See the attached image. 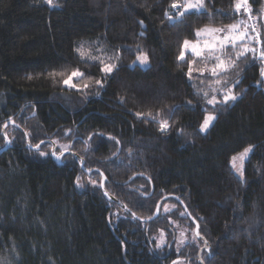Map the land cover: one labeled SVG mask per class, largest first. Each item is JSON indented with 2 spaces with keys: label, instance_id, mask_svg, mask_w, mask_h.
Segmentation results:
<instances>
[{
  "label": "trees",
  "instance_id": "1",
  "mask_svg": "<svg viewBox=\"0 0 264 264\" xmlns=\"http://www.w3.org/2000/svg\"><path fill=\"white\" fill-rule=\"evenodd\" d=\"M195 2L0 0V150L3 126L19 128H6L0 152V264H264V0L185 11ZM231 25L246 36L223 53L196 36ZM215 56L226 70L214 76ZM75 70L79 90L62 82ZM229 90L236 99L224 103ZM22 131L62 157L48 143L30 150ZM245 149L239 176L232 159ZM99 174L141 220L179 199L206 242L201 263L203 242L176 201L139 223L103 196ZM181 226L194 242L176 249Z\"/></svg>",
  "mask_w": 264,
  "mask_h": 264
},
{
  "label": "snow or ice",
  "instance_id": "2",
  "mask_svg": "<svg viewBox=\"0 0 264 264\" xmlns=\"http://www.w3.org/2000/svg\"><path fill=\"white\" fill-rule=\"evenodd\" d=\"M45 2L49 5H53V0H45ZM173 8H177L178 5L177 4H173L172 5ZM203 7V0H196L195 3H188L185 5V11H187L190 8H202ZM235 8L236 11L239 12L241 9H245L248 10V0H238V2L235 4ZM181 15H183V13H181ZM141 23H143V21H141ZM237 25H231L229 26V34L224 35L223 37H218L215 36V33H220L223 32L224 29H209V28H204V29H198L196 32V36L200 37L201 34H207L212 36V40L211 41H205V47L209 50V52L211 54H215L216 50L219 49V51L221 53L224 52V50L229 47H235L237 41H243L245 36H246V32H239L237 31ZM254 30V29H253ZM198 43V42H197ZM191 45V51L193 52V54L195 56H201L202 55V50L199 49L196 44H193L191 41L185 40L184 41V48L187 49L189 46ZM248 49L246 48L245 51H247ZM243 54V53H241ZM81 56H83V53H81ZM180 59H184V52H181V55L179 57ZM262 58H264V53H262ZM215 59L217 60V64L214 66V68L211 70V74L212 75H218L217 73V69L220 70H226L225 67V61L223 59H221L220 56H215ZM137 60L141 63V64H145L147 63V56L146 55H141L137 57ZM103 63V62H101ZM113 69V65L110 64H105L104 67L102 68V71L105 72V74H109L111 73ZM192 66L191 63H189V71H188V77L189 79L192 78ZM202 74V73H201ZM262 75H264V70H262ZM50 75H52L53 77H55L57 75V73H51ZM59 75H64L63 73H59ZM80 78L83 77V73H81L79 70H75L71 73V75H69L66 79H64L62 82L65 86L70 87V88H76L77 90H79V86L77 83H73V78ZM97 85H101L102 86V82L97 80L96 81ZM89 85L86 83L84 84V87L87 88ZM236 99V96L231 94V91L229 90V94L224 95L223 98V102L224 103H228V101L232 100L234 101ZM215 100V98H213V100H209L208 103H213V101ZM137 115H141V114H137ZM151 115V114H149ZM215 117L209 115L204 119L203 124L201 125V130L203 131L205 128L208 127L209 123L214 119ZM167 127V122H164L161 124V130H164ZM37 147H39V145H37ZM250 151V149H245L244 152L241 154L240 159H243L247 153ZM41 155H44L43 152L40 153ZM57 159H59V157H57ZM236 157L233 158V160L235 161ZM235 166V164L233 165ZM197 235H199V233H197Z\"/></svg>",
  "mask_w": 264,
  "mask_h": 264
},
{
  "label": "water",
  "instance_id": "3",
  "mask_svg": "<svg viewBox=\"0 0 264 264\" xmlns=\"http://www.w3.org/2000/svg\"><path fill=\"white\" fill-rule=\"evenodd\" d=\"M10 126H13V127L17 128V129H19V128H18L15 124H13L12 122H8L7 124H5V125L3 126L2 131H1V135H2V138H3V140H4L5 145H4V148H3L2 150H0V152L5 151V150L8 148V146H9V141H8L6 135H5V130H6V128H8V127H10ZM20 131H21V130H20ZM22 134H23L24 140H25V142H26V145L28 146V148H29L30 150L36 151V150H38L43 144L48 143V144L51 145V150H50V156H51V159H52L54 162H57V161H59V159L62 157V154H61V155H55L54 152H55L56 147H55V145H54L53 143H51V142H49V141H48V142H42V143H39V144H38L39 147L36 146V147L33 148V147H31V146L29 145V142H28V139H27V135H26L23 131H22ZM65 154H69V155H71V156H73V157L76 158V156H75L73 153H70V152H69V153H65ZM57 157H59V159H57ZM79 168L83 170V162H82V161L79 163ZM83 171H84V172H89V171H86V170H83ZM99 175H100V177H101V179H100V190H101L103 196H104L107 200H109V201L115 203L116 205H118V206H119L121 209H123L127 214H129L130 217H132L134 220L138 221L139 223L146 224V223H149V222L153 221L155 218H157V216H158V212H159V205H160L163 201H165L166 199L169 198V199H172V200L176 201V202L180 205V207H181L182 211L184 212L185 216L187 217V219H189V220L191 221V223L194 225V236L196 237V239H200V240L203 242V248H206V242H205V240H203V238H202L201 236L197 235V233H198V225H197L196 222H194V220L189 216L188 211L186 210L185 206L183 205V203H182L179 199H177L176 197H173V196L165 197V198L161 199V200L157 203L156 208H155V210H154V212H153L152 217H151L150 219H148V220H141V219L137 218L136 216H134L130 211H128V210L124 207L123 204H121L120 202L116 201L114 198H112L111 196H109V195L105 192V190H104V180H105V179H104V176H103L102 174H99ZM200 253H201V249H200L199 252H198V260H199V261H200V259H199V257H200ZM200 263H201V261H200Z\"/></svg>",
  "mask_w": 264,
  "mask_h": 264
},
{
  "label": "rangeland",
  "instance_id": "4",
  "mask_svg": "<svg viewBox=\"0 0 264 264\" xmlns=\"http://www.w3.org/2000/svg\"><path fill=\"white\" fill-rule=\"evenodd\" d=\"M214 35L220 37V33H215ZM211 39H212V36H211ZM189 51H191V48L189 49ZM138 63L142 67H146L147 66V63L141 64L139 61H138ZM212 122H213V120L209 123L208 127L205 128L203 131L201 130V132L202 133H206L208 131V129L210 128ZM250 151L247 153V155L243 159H240V156H241L242 153L240 155L236 156L235 161L232 159V163L233 162L235 163V167H234L235 172L239 176L242 175V166H243L244 161L248 157ZM193 234H194V229H193ZM175 236H176L175 237L176 249L177 248H182L185 244L189 243L190 241L194 242V238H193L192 232L190 231V229L186 228L185 226H181L180 228H178L176 230V235ZM195 239H196V237H195ZM164 246H165V243H164V239L163 238H161L159 241H157V247H158L159 250H160L161 247H164ZM204 249L205 248H203V247L201 248V253L204 251ZM201 253H200V255H201Z\"/></svg>",
  "mask_w": 264,
  "mask_h": 264
}]
</instances>
